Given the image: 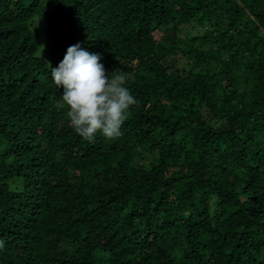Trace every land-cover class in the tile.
<instances>
[{"label": "trees", "instance_id": "16d2710c", "mask_svg": "<svg viewBox=\"0 0 264 264\" xmlns=\"http://www.w3.org/2000/svg\"><path fill=\"white\" fill-rule=\"evenodd\" d=\"M78 43L128 75L119 138L61 107ZM0 240V264H264V0H0Z\"/></svg>", "mask_w": 264, "mask_h": 264}, {"label": "clouds", "instance_id": "9594fccd", "mask_svg": "<svg viewBox=\"0 0 264 264\" xmlns=\"http://www.w3.org/2000/svg\"><path fill=\"white\" fill-rule=\"evenodd\" d=\"M100 60V54L78 43L69 46L63 60L51 69L54 84L63 89L61 107L71 127L88 142L97 133L109 140L119 138L130 109L139 103L126 87L128 75L118 69L108 74Z\"/></svg>", "mask_w": 264, "mask_h": 264}, {"label": "rangeland", "instance_id": "374dc122", "mask_svg": "<svg viewBox=\"0 0 264 264\" xmlns=\"http://www.w3.org/2000/svg\"><path fill=\"white\" fill-rule=\"evenodd\" d=\"M34 28L39 41H41V46L45 47V45L47 44V33L44 21L41 18H38V20L34 22ZM199 29L200 28L198 27L194 31H199ZM156 35L159 36L160 33Z\"/></svg>", "mask_w": 264, "mask_h": 264}]
</instances>
